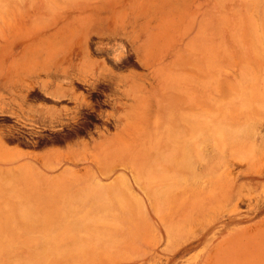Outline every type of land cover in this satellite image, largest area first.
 Here are the masks:
<instances>
[{
    "label": "rangeland",
    "instance_id": "1",
    "mask_svg": "<svg viewBox=\"0 0 264 264\" xmlns=\"http://www.w3.org/2000/svg\"><path fill=\"white\" fill-rule=\"evenodd\" d=\"M97 135L122 204L0 225V264H264V0H0V223L80 219L5 156Z\"/></svg>",
    "mask_w": 264,
    "mask_h": 264
},
{
    "label": "crops",
    "instance_id": "2",
    "mask_svg": "<svg viewBox=\"0 0 264 264\" xmlns=\"http://www.w3.org/2000/svg\"><path fill=\"white\" fill-rule=\"evenodd\" d=\"M100 146L102 144L98 142L97 135L93 140L84 139L47 144L41 149L35 150V156H28L26 153L21 154L17 149H10L5 156V178L15 179L13 182L17 184L19 190L26 189L16 192V194L20 193L17 194L18 198L15 201L18 203L16 204L38 202L45 199L44 197L51 198L54 202L61 204L73 202L79 205L77 213L81 218L68 221L16 220L18 221L16 223H0V225L98 227V198L107 205H120L123 201V196L117 193L122 176L103 180L101 173H99L101 177L98 176V161L95 162V166L93 165L94 161L88 162L92 158L87 155L86 148L98 149ZM55 148H62V150ZM25 150L29 149L24 148L23 151L25 152ZM112 186L116 195L107 191V188ZM28 187H33V189L28 190Z\"/></svg>",
    "mask_w": 264,
    "mask_h": 264
},
{
    "label": "bare ground",
    "instance_id": "3",
    "mask_svg": "<svg viewBox=\"0 0 264 264\" xmlns=\"http://www.w3.org/2000/svg\"><path fill=\"white\" fill-rule=\"evenodd\" d=\"M118 50V49H117ZM109 51V50H108ZM124 55V54H123ZM114 57H115V55H114ZM120 58H121V56H119ZM123 57V56H122ZM125 57V56H124ZM116 59V58H115ZM119 59V58H118ZM120 60V59H119ZM103 171V170H102ZM4 220H13V221H16V220H34V219H15V218H4ZM36 220V219H35ZM43 220H45V221H50V220H52V219H43ZM55 220H57V219H55ZM58 220H63V221H65V220H71V219H58ZM74 220H79V219H74Z\"/></svg>",
    "mask_w": 264,
    "mask_h": 264
},
{
    "label": "flooded vegetation",
    "instance_id": "4",
    "mask_svg": "<svg viewBox=\"0 0 264 264\" xmlns=\"http://www.w3.org/2000/svg\"><path fill=\"white\" fill-rule=\"evenodd\" d=\"M127 78V77H125ZM128 79V78H127ZM127 81V80H126ZM133 139V138H132ZM68 141H72V140H62V142H68Z\"/></svg>",
    "mask_w": 264,
    "mask_h": 264
}]
</instances>
